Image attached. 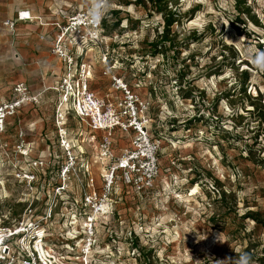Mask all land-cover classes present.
Returning a JSON list of instances; mask_svg holds the SVG:
<instances>
[{
    "label": "rangeland",
    "instance_id": "rangeland-1",
    "mask_svg": "<svg viewBox=\"0 0 264 264\" xmlns=\"http://www.w3.org/2000/svg\"><path fill=\"white\" fill-rule=\"evenodd\" d=\"M169 1L178 17L167 31L162 14L134 0H111L103 20L112 38L110 62L116 59L115 71L148 104L140 116L159 145L158 172L153 187L141 193L118 180L109 208L95 216L89 254L81 248L91 209L83 207L78 190L86 175L71 178L62 197L54 193L68 160L57 124L80 171H92L100 195L103 133L72 113L58 118L57 95L50 90L6 121L0 214L11 228L43 225L62 257L58 264H216L241 252L264 264V72L250 60L264 50V0ZM10 2L34 12L60 2L81 5L0 0V22ZM18 24L15 33L0 31L6 41L0 47V99L23 75L20 64L2 59L21 36ZM135 136L130 129L113 133L116 155L133 149ZM25 175L34 180L28 183Z\"/></svg>",
    "mask_w": 264,
    "mask_h": 264
},
{
    "label": "built area",
    "instance_id": "built-area-1",
    "mask_svg": "<svg viewBox=\"0 0 264 264\" xmlns=\"http://www.w3.org/2000/svg\"><path fill=\"white\" fill-rule=\"evenodd\" d=\"M80 1L81 5L74 7L71 12H61L62 21L50 24L53 27L50 50L61 62V73L56 84L49 89L57 95L55 113L58 118L64 113H72L86 123L91 131L103 133L101 144L105 166L101 173L103 195H100L94 186L92 171L89 167L80 171L65 129L57 124L59 143L67 152L68 160L58 170L54 193L56 197H62L63 193L70 190L68 181L71 178L78 177L80 172L86 175L85 183H80L78 190L81 192L83 207L91 209V213L85 215L86 241L81 248L83 254L87 255L95 242V216L100 212L105 213L109 208L112 200L109 196L116 188L118 180L122 179L138 193L153 187L158 172L159 145L150 137L148 119L140 116V113L147 110V102L140 99L124 79L116 74V59L110 62L112 38L105 34L104 18L93 23L87 15L89 5L85 6L86 0ZM26 13L28 12H18L16 19L33 20ZM14 24V21L5 22L11 29ZM98 65L101 67V74L109 76L110 87L118 92L112 98L108 94L99 96L90 88ZM39 97L40 93H31L24 82L15 83L11 88V97L0 100V136L5 130L7 119L25 104L38 103ZM128 129L136 135L133 141L135 146L133 149H126L121 155H116L112 147L113 133ZM6 146V143L0 141V151ZM25 177L28 183L34 180L33 175ZM5 222V217L0 214V264H58L62 259L57 245L48 243L47 231L43 225H38V221L14 228L5 225ZM33 225L36 228L32 230Z\"/></svg>",
    "mask_w": 264,
    "mask_h": 264
},
{
    "label": "crops",
    "instance_id": "crops-1",
    "mask_svg": "<svg viewBox=\"0 0 264 264\" xmlns=\"http://www.w3.org/2000/svg\"><path fill=\"white\" fill-rule=\"evenodd\" d=\"M55 4L57 5H53V7H43L37 12H34L33 10L29 8L27 9L23 6H13V2L4 3V9L7 15H5V17L1 20V25H5L6 21L19 23L18 25H21V29L17 35L20 34L21 36L17 38V40L15 38L11 40L9 53L7 54L6 50V54L2 57V59L12 60V62L18 65L20 64L22 67L21 71H23L21 79L16 80L11 84L7 99L11 97V88L17 82H24L33 94L40 93V100L44 95L43 93L48 90L56 95L55 91L49 89V87L55 85L57 82V78L61 73V62L52 55L50 50L51 36L53 33V27L50 26V24L62 21L63 16L61 12H71L73 9L71 6L73 5L68 2ZM0 9H2L1 3ZM20 11L28 12L32 16L33 20H17V14ZM0 31L15 33L18 29H8L4 26H0ZM3 37L4 36L0 37V47L6 43ZM22 65H24V67ZM100 73L101 67L98 65L95 70L94 78L90 83V88L99 96H104L108 93L111 98L114 97L118 94V92L109 87L110 82L108 78H105ZM116 74L120 76V71H117ZM32 79L36 80V83H33Z\"/></svg>",
    "mask_w": 264,
    "mask_h": 264
},
{
    "label": "clouds",
    "instance_id": "clouds-1",
    "mask_svg": "<svg viewBox=\"0 0 264 264\" xmlns=\"http://www.w3.org/2000/svg\"><path fill=\"white\" fill-rule=\"evenodd\" d=\"M111 8V0H90L88 6V18L93 22L102 20ZM250 60L258 72H264V50L250 54ZM216 264H254L252 254L241 252L234 257L218 260Z\"/></svg>",
    "mask_w": 264,
    "mask_h": 264
},
{
    "label": "trees",
    "instance_id": "trees-1",
    "mask_svg": "<svg viewBox=\"0 0 264 264\" xmlns=\"http://www.w3.org/2000/svg\"><path fill=\"white\" fill-rule=\"evenodd\" d=\"M126 1V0H125ZM169 0H134V4H142L146 6L147 3L155 9L156 13L162 14L164 22V30H168L170 26L177 21L178 15L175 12L171 11L169 7ZM128 4V2H126ZM264 118V116L262 117Z\"/></svg>",
    "mask_w": 264,
    "mask_h": 264
},
{
    "label": "bare ground",
    "instance_id": "bare-ground-1",
    "mask_svg": "<svg viewBox=\"0 0 264 264\" xmlns=\"http://www.w3.org/2000/svg\"><path fill=\"white\" fill-rule=\"evenodd\" d=\"M27 14H29V13H27ZM30 15V14H29ZM61 124V123H60Z\"/></svg>",
    "mask_w": 264,
    "mask_h": 264
}]
</instances>
